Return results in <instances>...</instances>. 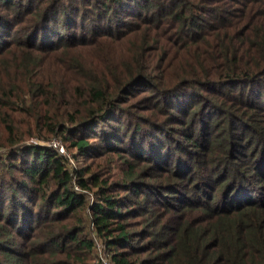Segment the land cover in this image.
Instances as JSON below:
<instances>
[{
    "label": "trees",
    "instance_id": "1",
    "mask_svg": "<svg viewBox=\"0 0 264 264\" xmlns=\"http://www.w3.org/2000/svg\"><path fill=\"white\" fill-rule=\"evenodd\" d=\"M56 137L118 173L27 143ZM95 236L264 264V0H0V264H101Z\"/></svg>",
    "mask_w": 264,
    "mask_h": 264
},
{
    "label": "rangeland",
    "instance_id": "2",
    "mask_svg": "<svg viewBox=\"0 0 264 264\" xmlns=\"http://www.w3.org/2000/svg\"><path fill=\"white\" fill-rule=\"evenodd\" d=\"M148 94H149V92H141V93L135 94L134 96H132L128 100V102L126 103L127 104L126 106L130 109V111L133 114H135L137 116H140V117L151 116L150 118L155 119V120L163 119L164 117H162V116L160 117L159 115L161 114V115L165 116L166 114L162 111H158V107L156 106V104H154L155 106H152L150 104H145V101L147 100ZM55 142L57 144H59L58 147H55ZM27 143L28 144L45 145V146H48V147H50L54 150H57L61 153H62V151L60 150V148L63 147V149H64L63 154H65L69 157L71 166L75 167V168H77L80 165L86 164V163L93 164L94 168H97L99 165L105 166L106 163H109L111 165L110 174L118 173V170H119L116 167L119 164V159H117V158H114V159L110 158V159L104 160L101 157V158H97V159L92 160L90 158H86V157L82 156L79 159H76L75 156H76L77 152H75L74 149L69 150L62 137L53 138L51 141H44V140L32 138V139L28 140ZM88 193L90 195V198L92 200H95L93 193H91V192H88ZM135 220H138V221H136L135 224L141 225L144 223L142 225V227L146 226V228H149V224H147L148 222H146L147 219H145V217H142V216L135 217ZM142 227H139V228H142ZM95 238H96V242H97V253L99 256L98 259L100 260L99 262H101V264H114L112 262V260L110 259V257L106 255L105 249L101 243V240L97 236H95Z\"/></svg>",
    "mask_w": 264,
    "mask_h": 264
},
{
    "label": "built area",
    "instance_id": "3",
    "mask_svg": "<svg viewBox=\"0 0 264 264\" xmlns=\"http://www.w3.org/2000/svg\"><path fill=\"white\" fill-rule=\"evenodd\" d=\"M58 145H59V144H57V143L55 142V147H58ZM60 150H61V151H62V153H63V151H64L63 147H62V148H60Z\"/></svg>",
    "mask_w": 264,
    "mask_h": 264
}]
</instances>
